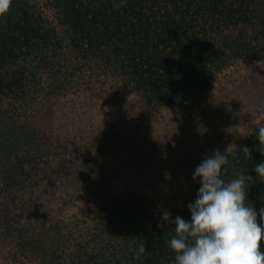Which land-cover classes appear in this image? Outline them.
<instances>
[{
  "label": "trees",
  "instance_id": "obj_1",
  "mask_svg": "<svg viewBox=\"0 0 264 264\" xmlns=\"http://www.w3.org/2000/svg\"><path fill=\"white\" fill-rule=\"evenodd\" d=\"M262 64L264 0H12L0 17V264H174L161 216L190 220L199 179L168 210L111 187L126 172L144 189L170 184L214 145L223 178L251 175L247 199L264 207V71L226 79Z\"/></svg>",
  "mask_w": 264,
  "mask_h": 264
},
{
  "label": "clouds",
  "instance_id": "obj_2",
  "mask_svg": "<svg viewBox=\"0 0 264 264\" xmlns=\"http://www.w3.org/2000/svg\"><path fill=\"white\" fill-rule=\"evenodd\" d=\"M12 0H0V17L9 10ZM256 138L264 144V127L256 131ZM245 160L251 151L241 149ZM264 155V153H262ZM228 157L219 150L203 159L193 172L199 178L196 199L189 203L190 220L163 211L161 220L174 224L175 234L169 247L175 253L174 264H264V207L257 210L247 199L252 176L243 171L226 181L224 168ZM258 179L264 182V160L254 167ZM259 217V223H258ZM138 249L137 256L143 254Z\"/></svg>",
  "mask_w": 264,
  "mask_h": 264
},
{
  "label": "rangeland",
  "instance_id": "obj_3",
  "mask_svg": "<svg viewBox=\"0 0 264 264\" xmlns=\"http://www.w3.org/2000/svg\"><path fill=\"white\" fill-rule=\"evenodd\" d=\"M233 70V69H232ZM264 71V64L262 65H258V66H246V67H240L238 69H235L234 71H229V73L226 74V79H233L236 78L238 76H245L248 74H251L253 72H263ZM222 81V80H221ZM199 111L197 112L198 115ZM162 117L165 122L170 123V121H175V120H182L184 119V115L181 112H176V111H166L163 112ZM199 119H203V118H198ZM197 120V121H198ZM202 121V120H201ZM199 125V122L197 123ZM196 126V125H195ZM200 127V125H199ZM157 131V129H155L153 131V133ZM190 132V130L188 131ZM215 144V143H214ZM230 143H226L224 144V148L229 147ZM217 146V147H216ZM218 146L221 145H214L212 146V149L210 151H205L206 153H204V155L202 157L201 154H199V156L196 155V161H192L193 165L195 164V162H197V159L200 160V163L203 159H205L206 157L210 156L214 150H217ZM202 159V160H201ZM191 162V159L189 160ZM184 166V171L182 170ZM197 165L194 166H188L187 163L181 165V167L179 168L178 171V178L176 179V181L168 184L167 182L164 181H160L157 182L156 184L158 185V187L155 186H150V188L145 187L141 188V185L139 183H137V181H134L135 178H133L131 176V173L126 172L124 180H121L120 182H116L112 185L111 187V192L112 193H117L118 189H124L126 191H131V192H140L142 194H146L147 196H149L152 200H154V202H156L160 207L164 208V209H170L173 207H179L182 203V201L187 198L191 188L193 187V185L196 183V181L192 180V175L193 172L195 170V167ZM180 172H182L180 174ZM175 178V177H174ZM199 178H197L198 180ZM167 181V180H165ZM144 182H148L147 180H145ZM88 208L91 206H87ZM87 207H83V208H87ZM82 208V209H83ZM94 208H98V206H92L91 209H87V210H93ZM77 210H81V208H73L70 209L67 212V217H73L77 214ZM86 212L85 209L82 210V213Z\"/></svg>",
  "mask_w": 264,
  "mask_h": 264
}]
</instances>
